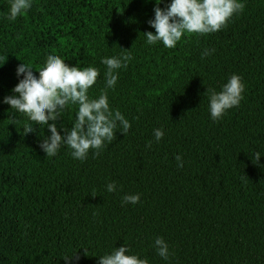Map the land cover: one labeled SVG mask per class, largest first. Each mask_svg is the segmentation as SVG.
Instances as JSON below:
<instances>
[{
  "label": "trees",
  "instance_id": "obj_1",
  "mask_svg": "<svg viewBox=\"0 0 264 264\" xmlns=\"http://www.w3.org/2000/svg\"><path fill=\"white\" fill-rule=\"evenodd\" d=\"M167 2L33 0L9 21V0H0V100L22 78L21 62L39 70L55 53L69 66L97 67L96 97L105 87L101 58L132 56L108 90L131 128L84 161L67 146L46 156L39 143L47 128L0 103V264H66L75 251L74 264H98L123 244L149 264H264V166L254 159L264 154V0H243L226 28L186 33L172 49L144 35L155 32L147 23L154 6ZM206 48L215 51L203 57ZM232 74L242 77L243 99L213 121L209 92ZM75 109L55 122L58 130L71 127ZM156 128L165 133L158 143ZM136 193L140 202L122 206ZM158 236L168 261L153 247Z\"/></svg>",
  "mask_w": 264,
  "mask_h": 264
},
{
  "label": "clouds",
  "instance_id": "obj_2",
  "mask_svg": "<svg viewBox=\"0 0 264 264\" xmlns=\"http://www.w3.org/2000/svg\"><path fill=\"white\" fill-rule=\"evenodd\" d=\"M165 0H155V5ZM33 5V0H9L7 19L15 21L18 16L27 13ZM243 0H168L165 7L154 6V16L147 23L155 32H146V43L156 45L161 43L165 48H175L182 37L187 34L205 35L220 31L228 26L231 18L244 10ZM215 49H204L202 56L207 57ZM6 57H0V66ZM132 59L128 50H122L118 55L101 58L106 66L105 87L96 97L89 95L90 89L96 84L100 70L94 66L80 67L77 64L69 66L59 55L51 53L44 65L35 70L29 64L21 62L15 69L18 83L11 89L0 103L9 105L14 113L25 115L29 121L40 129L47 128L49 135L40 136L39 148L49 157H55L61 147L67 146L73 159L84 161L89 153L97 156L115 139L117 131L125 134L131 128L130 121L118 109L110 107L108 90L113 89L119 77V71L128 66ZM35 70V72L33 71ZM38 73V75L36 74ZM245 85L242 77L232 74L221 85L220 91L210 90L208 111L213 121L220 120L229 109L238 107L243 99ZM69 106H76L73 123L70 128L61 124L59 130L56 121L63 118ZM51 121V123H50ZM26 135L34 133L32 125H26ZM63 133V135L61 134ZM163 128L153 129L155 142L164 136ZM264 154L254 153L255 164ZM178 167H183L180 155L175 157ZM106 191H117L115 181L106 184ZM140 194H125L124 204H137ZM156 253L168 261L171 255L168 243L162 237L153 241ZM98 264H149L146 258L130 253L126 245L113 247L110 252L97 257ZM66 264H74L79 256L74 253L64 256Z\"/></svg>",
  "mask_w": 264,
  "mask_h": 264
}]
</instances>
